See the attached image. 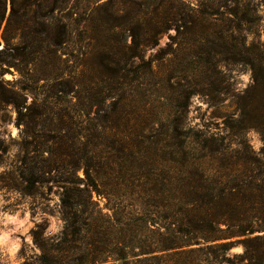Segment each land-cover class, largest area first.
I'll return each instance as SVG.
<instances>
[{"label":"trees","instance_id":"obj_1","mask_svg":"<svg viewBox=\"0 0 264 264\" xmlns=\"http://www.w3.org/2000/svg\"><path fill=\"white\" fill-rule=\"evenodd\" d=\"M81 1L83 6L80 0H0V106L14 109L15 122L22 126L24 134L20 146L26 153L33 148L38 155L49 154L32 160L39 166L31 165L32 161L24 156V166L16 169V184L27 194L49 181L60 189L63 227L58 239L50 238L48 245L38 233L34 235L41 249L36 264H196V260H205L213 247L221 252L227 250L232 241L225 239L264 229V223L255 227L246 223L248 212L254 209L259 211L252 217L264 222V169L263 175L243 186L236 179L213 178L191 156V144L197 137L174 114H144L136 122H141L139 127L118 131L114 124L115 102L109 111L105 110L109 90L94 83L99 80L118 85L126 71L132 79L143 72L157 75L151 66L143 70L138 64L126 69L123 62L128 56L142 59L144 46L156 44L158 35L171 26L179 34L193 30L200 16L221 20L217 16L222 13L214 3L204 11L194 9L190 0H152L142 17L133 15L120 21L118 12L106 6L108 2ZM228 1L234 5H228ZM239 3L225 0L227 28L221 30L224 26L218 23L212 26H219L214 33L224 36L227 60L259 63L257 98L264 108V51L253 55L242 37L233 41L232 32L241 30L246 15ZM99 9L106 15H97ZM75 29L83 43L79 49L80 72L90 77L84 85L89 101L80 109L88 127L82 134H65L68 125L59 116L58 127L51 134L45 120L37 123L49 108L47 100L32 98L28 102L27 87L12 86L3 79L2 71L12 65L25 72L26 65L39 63L48 68L51 58L64 61L58 55L59 48L72 42ZM111 34L117 35L113 40L118 48L111 43ZM210 52L205 50L206 61L213 58ZM209 64L212 67L213 62ZM62 70L57 67L56 73H40L42 77L38 79L48 86V82L62 76ZM59 84L58 81L52 86ZM60 90L65 91L63 87ZM163 119L168 121L165 128ZM36 124L43 126L41 134H36ZM37 137L45 141L36 144ZM79 138L84 139L80 146L75 145ZM3 143L0 139V151L5 154L7 147ZM201 146L207 147L205 139ZM205 156L208 154L203 152L200 158ZM10 166L8 163L6 168ZM51 169H63L66 174L57 178L43 175ZM79 169L83 175L77 173ZM4 173L12 175L11 170ZM93 194L105 198L104 207L99 206Z\"/></svg>","mask_w":264,"mask_h":264},{"label":"rangeland","instance_id":"obj_2","mask_svg":"<svg viewBox=\"0 0 264 264\" xmlns=\"http://www.w3.org/2000/svg\"><path fill=\"white\" fill-rule=\"evenodd\" d=\"M96 1L99 4L108 2L106 6L118 12L120 21L133 15L142 17V12L149 5L152 6V0ZM224 1L190 0L194 9L204 11H209L214 3L218 12L222 13L217 16L221 20H212L211 15L204 18L200 16L193 30L179 34L171 26L158 35L156 44L144 46L142 59L128 56L123 62L126 69L138 64L142 65L143 70L147 65L151 66L157 71V75L143 72L132 79L131 74L126 71L125 78H121L118 85L111 81L105 84L94 80V83L109 90L104 102L107 105L105 110L109 111L115 102L117 119L114 124L118 131L125 132L139 127L141 122H136L152 113L160 117L177 115L189 128L190 134L197 137L191 144V156L199 163V168L206 169L213 178L236 179L243 186L253 178L263 175L264 108L260 106L257 98L259 63L227 60L223 46L224 36L214 33L220 27L212 26V23L224 26L221 30L227 28ZM239 1L240 9L246 15L241 23V30L232 32L235 37L233 41L237 42L242 37L248 50L253 55H258L264 51V0ZM83 4L84 1L80 0L79 5ZM228 5L234 4L228 1ZM100 12L99 9L97 15H106L104 11ZM77 25L79 22L75 26ZM222 33L227 35V31ZM114 36L110 35L111 43L118 48L119 45L113 40ZM129 40L130 37L127 42ZM82 45L75 29L72 42L59 48L58 55L64 61L51 58L48 68L39 63L26 65L25 72H20L12 65L5 66L2 71L3 79L12 86L27 87L28 102L32 98L47 100L49 108L37 123L41 124L42 119L45 120L46 130L51 134L58 127L59 116L64 117V122L68 125L65 134H82L83 129L88 127L86 117L80 113V109L89 101L84 85L90 82V77L83 76L80 72L82 55L79 49ZM205 50L211 51L213 55L208 61L204 56ZM212 62V67H209L208 63ZM57 67L62 68L64 73L51 82L54 84L59 81L60 84L53 87L48 82V86H45L46 83L38 79L42 77L40 73H56ZM170 74L174 77H168ZM62 87L64 92L60 90ZM167 122V119L161 121L164 128L167 127ZM40 124H36V134L42 132L43 126ZM97 128L101 129L100 126ZM22 130V126L15 122L14 109L10 105L0 106V139L7 147V153L2 154L0 151V264L38 263L41 249L36 244L34 235L38 233V237L48 245L52 241L50 238L55 241L58 239L63 227L59 206L60 189L55 183L49 181L37 185L38 189L33 194L24 193L16 184V169L24 166L21 162L24 156L27 161L34 160L36 156H49L47 152L42 156L38 155L37 151L31 150L33 148L26 153L20 146L24 135ZM202 139H205L208 148L202 149ZM83 140H75V145L80 146ZM42 141L45 140L40 137L35 139L39 145ZM203 152L208 156L200 158ZM8 163L11 166L7 169ZM33 163L40 165L35 161L31 165ZM6 170H11L12 175L8 177L13 178L14 175L12 180H8L4 173ZM64 172L66 171L63 169H51L43 175L57 178L66 174ZM77 173L83 175L82 169ZM93 198L98 200L99 206L104 207V197L98 198L93 194ZM256 211L259 210L248 212L246 219V223H252L254 227L264 223L261 219L252 217L257 215ZM221 227L224 228L225 225L222 224ZM255 235H259V238H253ZM225 240L232 241L227 250L221 252L218 247H213L208 251L205 260H196V264H264V229Z\"/></svg>","mask_w":264,"mask_h":264},{"label":"clouds","instance_id":"obj_3","mask_svg":"<svg viewBox=\"0 0 264 264\" xmlns=\"http://www.w3.org/2000/svg\"><path fill=\"white\" fill-rule=\"evenodd\" d=\"M29 227H31V225H29ZM29 242H30V240H29Z\"/></svg>","mask_w":264,"mask_h":264}]
</instances>
